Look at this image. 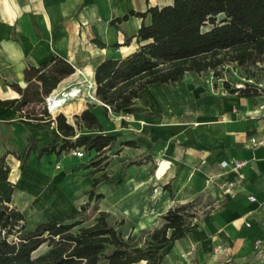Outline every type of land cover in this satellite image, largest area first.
I'll use <instances>...</instances> for the list:
<instances>
[{"label": "crops", "instance_id": "1", "mask_svg": "<svg viewBox=\"0 0 264 264\" xmlns=\"http://www.w3.org/2000/svg\"><path fill=\"white\" fill-rule=\"evenodd\" d=\"M174 1L0 0V100L20 98L9 83L26 87L27 67L55 58L66 60L75 71L53 93L71 87H80L81 93L57 111L75 124V116L89 108L104 130L84 129L79 134H107L137 142L119 154L121 164H128L127 178L115 187L101 183L97 192L104 197L90 205L99 204L98 212L105 211L109 217L125 214L128 237L160 226L170 208L217 189L224 203L200 219L192 231L162 247V259L166 256L170 264H264V146L252 143L253 138L264 136V93L242 97L228 92L223 84L214 85L187 72L173 86H147L137 100L138 111L127 117L106 110L96 98V67L139 47L136 35L143 19L133 14L116 24L113 20ZM59 135L54 120L23 118L13 108L0 106L2 149L21 152L28 136L37 145L23 169L16 156H7L10 180L16 187L13 203L31 226L78 212L90 201L94 178L105 173L94 172L72 152L40 156ZM146 157L156 162L155 170L146 169ZM139 160L143 163H136ZM223 162L229 164L223 166ZM236 162L244 164L234 168ZM121 167L118 174L124 172ZM34 213L39 216L33 217Z\"/></svg>", "mask_w": 264, "mask_h": 264}, {"label": "trees", "instance_id": "2", "mask_svg": "<svg viewBox=\"0 0 264 264\" xmlns=\"http://www.w3.org/2000/svg\"><path fill=\"white\" fill-rule=\"evenodd\" d=\"M133 14L143 19L136 35L139 47L125 57L103 60L94 71L96 98L106 110L133 114L138 111L137 100L147 86H173L187 72L201 74L235 63L245 68L252 78V68L263 69L264 0H175L168 6L150 7L143 13L114 19L113 23L127 20ZM74 71L62 58L27 67L24 71L26 87L9 83L20 98L0 100V106L13 108L23 118L54 120L60 135L40 156L76 148H83L86 153L95 151L97 154L91 163L95 172L104 169L112 150L117 149L116 154H119L123 147H135L137 142L107 134H79L84 129L104 130L89 108L75 116V124L63 113L52 118L45 107V98ZM223 85L228 92L242 97L255 98L262 93L255 85L248 84L244 88H232L228 82ZM33 104H43L44 109L36 112L30 108ZM61 137L75 139L66 141L58 151L56 143ZM36 147L31 136L21 152L3 150L0 145V264H136L141 261L162 264V247L196 227L188 219L193 201L170 208L162 216L160 226L142 230L146 237L139 243H134L131 236L125 238L122 231L109 222V213L105 211H100L92 224L84 225L79 217L87 212L92 200L104 197L97 192L99 185L113 179L103 173L94 178L93 188L88 192L90 201L78 212L41 222L33 230L25 231V215L13 203L16 187L10 180L7 156H16L23 169ZM127 166L124 163L121 169L125 172ZM122 181L119 179L116 184ZM167 188L173 194L171 188ZM44 244H48V250L33 257Z\"/></svg>", "mask_w": 264, "mask_h": 264}, {"label": "rangeland", "instance_id": "3", "mask_svg": "<svg viewBox=\"0 0 264 264\" xmlns=\"http://www.w3.org/2000/svg\"><path fill=\"white\" fill-rule=\"evenodd\" d=\"M209 28V26L207 27ZM262 68H252V72L254 73V76L251 78L248 76V72L245 68H241L235 63H226L224 66L219 67L215 71H207L201 74H196L203 76L206 80H209L212 82V84L216 85L218 83L223 84L224 82H228L232 88H238V87H247L248 84L255 85L259 89V92L264 93V64L261 66ZM251 78V79H250ZM87 96H90V88L87 89ZM61 108V107H60ZM59 108V109H60ZM44 109L43 104H35L33 109L34 111H39V113ZM63 113L56 111L54 115L55 117L59 114ZM53 117V116H52ZM127 117V114L125 115ZM66 142V140L60 139L56 143V148L59 151L63 144ZM77 149V148H76ZM73 150H67V151H61L59 153L60 156L68 155ZM116 149L112 150L109 155L111 159L109 162L105 165L103 171L107 173V175L110 177H113L114 180L110 183H107L108 185L115 187L117 180L122 179L123 181L127 178L129 175V172L126 171L121 172L122 174H118L121 167V157L119 154H116ZM58 155V156H59ZM83 164H89L92 163V154L85 153V156L83 157ZM147 161L146 164L149 171H153L157 168V164L154 161H150L148 157H146ZM135 163V162H134ZM136 163H143L141 160L136 161ZM55 167L60 168V165L57 164ZM221 191L219 192L217 189L214 191H205L203 193H199L196 195V197L193 200V205L188 210V214L190 215L188 219L194 224L198 225L199 220L203 219L205 216L209 215L215 208L221 206L224 203V198L221 196ZM24 194V193H23ZM32 196V195H31ZM29 194H27V197H31ZM99 204L90 205L87 212L84 213L82 216L79 217V219H82L84 221V225L92 224L96 218L98 217V207ZM111 219V220H110ZM109 221H112L114 223V226L118 229H120L124 235L125 238L132 237L134 243H139L141 240H144L146 237V234L142 232V230H153L154 228H146L142 230H137L127 237V230L129 226L127 225V216L122 213H114L110 215ZM26 229L25 231L33 230L36 226L35 225H29L28 220H26ZM156 228V227H155ZM257 243H254V247L256 248ZM48 250V244L42 245L38 250H36L33 253V257H37L41 253ZM166 252V251H165ZM165 255V254H164ZM141 264V263H136ZM163 264H170V260L163 256Z\"/></svg>", "mask_w": 264, "mask_h": 264}, {"label": "built area", "instance_id": "4", "mask_svg": "<svg viewBox=\"0 0 264 264\" xmlns=\"http://www.w3.org/2000/svg\"><path fill=\"white\" fill-rule=\"evenodd\" d=\"M81 93L80 87H71L70 89L64 90L61 93H52L49 96L45 98V107L49 111L50 114H53L55 111H57L60 107H62L66 102H68L69 99H72ZM56 99L58 101H62L59 104H55ZM252 143L254 146L262 145L264 146V136L261 140H258L256 138L252 139ZM85 151L82 148H77L72 151V154L76 157H84ZM229 163L223 162V166H227ZM243 162H236L234 163V168H239L243 165ZM252 201L255 200L254 197H250ZM259 246V244H257Z\"/></svg>", "mask_w": 264, "mask_h": 264}, {"label": "bare ground", "instance_id": "5", "mask_svg": "<svg viewBox=\"0 0 264 264\" xmlns=\"http://www.w3.org/2000/svg\"><path fill=\"white\" fill-rule=\"evenodd\" d=\"M81 76V75H80ZM86 81V80H85ZM65 89V88H64ZM77 98V97H76ZM73 99V98H72ZM60 102H62V101H58L57 99H56V102H55V104L57 105V104H59ZM74 102V101H73ZM69 103V102H68ZM34 216L33 217H35V218H37L38 216H39V214L38 213H34L33 214ZM30 219V218H29ZM30 222H31V220H30Z\"/></svg>", "mask_w": 264, "mask_h": 264}]
</instances>
